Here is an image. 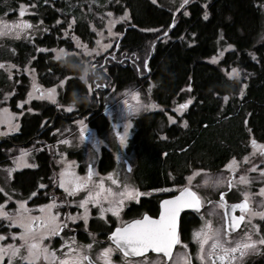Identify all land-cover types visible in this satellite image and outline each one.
<instances>
[{
    "label": "trees",
    "instance_id": "trees-1",
    "mask_svg": "<svg viewBox=\"0 0 264 264\" xmlns=\"http://www.w3.org/2000/svg\"><path fill=\"white\" fill-rule=\"evenodd\" d=\"M97 1L116 14L127 9L130 21L121 28L123 34L117 50L97 65L96 74L90 76L96 82L92 93L79 78L81 63L76 54L59 60L51 51L36 50L62 45L75 50L71 41L61 37V26L53 27L33 42L10 41L8 46L0 47V58L21 66L31 60L45 86L67 78L60 102L74 104L81 116L89 115L90 126L100 134L110 125L103 112V94L108 86L123 89L135 84L145 88L155 83L152 98L158 107L135 119L134 133L127 146L136 159L135 167L142 174V182L149 186L182 182L194 168L219 170L233 157L241 158L248 153L253 139L264 143V41H257L263 26L264 0H189L184 8L179 1L171 0ZM160 1L169 6H162ZM21 2L34 5L36 16L49 26L58 19L73 17V32L84 41H93L91 0H0V13L6 8L15 10ZM185 11L187 16L183 14ZM229 44L233 48L228 49ZM221 52L217 63L210 61V57ZM223 67L241 69L242 78L229 77ZM13 88L11 80L0 70V102ZM27 89L24 77L10 99L12 107L26 97ZM187 99H191V104L184 114L176 115L173 108ZM31 107L33 111H26L21 119L20 130L0 140V163L9 160L12 149L52 143L56 136L51 130L76 118L62 113L52 103L36 100ZM169 113L177 121L170 123ZM45 119L49 120L44 122ZM52 158L46 150L38 152L37 166L16 172L13 186L24 197L38 189L47 193L52 188L49 187L54 168ZM104 158H110V154L106 152ZM41 183L48 188L41 190ZM4 200L0 192V203ZM47 200L46 194L40 192L30 203ZM253 264H264V255Z\"/></svg>",
    "mask_w": 264,
    "mask_h": 264
},
{
    "label": "snow or ice",
    "instance_id": "snow-or-ice-1",
    "mask_svg": "<svg viewBox=\"0 0 264 264\" xmlns=\"http://www.w3.org/2000/svg\"><path fill=\"white\" fill-rule=\"evenodd\" d=\"M155 3V0H153ZM189 3V0H182L180 7L184 8ZM20 15L25 14L26 6L20 4ZM179 10V9H177ZM185 16L188 12L183 13ZM110 18L108 23L105 25L108 29L109 37H116L121 35L120 33H114L112 27L118 21H126L128 18V12L125 10L123 16L112 18L113 14L111 12L107 13ZM208 13H204V18L207 19ZM74 22V21H73ZM59 24L60 21H57ZM68 27H72V23L68 24ZM171 27V25H170ZM33 28L26 20H21L13 23L5 21L0 18V36H14L15 38H21V34L25 33L26 29ZM47 31V29H44ZM65 31V35H68V31ZM149 31H156L149 29ZM99 35V33H98ZM167 36V32L164 33ZM195 35V34H193ZM72 40L76 41L77 48H83L85 55H95L99 56L101 52L111 47V44H101V40H96V45L99 46V50L96 47L88 49L87 45L81 44L75 35L72 36ZM117 47L119 43L117 41ZM228 49L233 48V45H227ZM37 51H47V49H36ZM52 51H56L53 49ZM64 49H60L59 53H63ZM59 53L55 59H60ZM135 55V53H133ZM223 55V52L220 53ZM35 59V57H32ZM255 59V56H253ZM216 58H213V62ZM31 62V61H29ZM15 65H5L0 64V68H4L5 71H9L14 68ZM93 68L96 65H92ZM100 67H103L101 65ZM144 67L147 68V60L144 61ZM25 71H29L25 67ZM34 73V69L30 70ZM230 77L239 78L240 72L237 68H232L231 72L227 73ZM63 84V81L60 82ZM32 89L28 93V100H31L34 96V92L39 91L40 94L36 96V99H48L52 103H56L55 93L56 88H48L46 90H40L39 86L35 82V77L33 75ZM190 90V89H189ZM183 91V89H181ZM243 89H241V94ZM5 94V99H7ZM139 93L133 92L132 99L138 101ZM225 100L228 98L225 97ZM25 100L23 103H27ZM191 99L183 104H179L174 111L180 112L191 104ZM127 103V101H126ZM20 107L21 105H17ZM59 106V105H58ZM139 102L137 106H130V112L135 113L139 110ZM147 108H156L158 105L149 104ZM28 112H32L31 108L27 109ZM67 111H72L69 107ZM0 114H6L4 118H0V123H6L8 125V131H17L19 125L14 123L13 120L16 117L15 113H11L7 108L0 109ZM23 112H21V115ZM171 121L172 118L169 117ZM174 122V121H173ZM80 126V138L83 139V132L86 129V125L83 120L74 121ZM184 126L187 127V122L185 121ZM132 127L130 121L125 122L123 133H117L116 136L119 140L121 147L125 146L126 138L128 136L129 129ZM67 131V129L65 130ZM6 133H0V135H5ZM58 143L69 145L70 141L68 139L59 140ZM254 148L261 149L260 156L264 158V144L257 145V141L253 139L251 141ZM29 155V152L25 149L20 150V156L13 159V164L16 168L20 167H36L35 164H28L25 157ZM61 159L63 160V154H61ZM248 158L245 157V160ZM60 163V161H58ZM75 162L67 164L64 169L61 170L59 174V186L64 190L68 196H75L80 190H86L87 195L78 201V208L83 209V213L78 215L65 214L63 220H58L60 212H53L54 208H57L55 200L47 205L40 206V214L32 215L31 210L25 207L24 201H17V209L14 213H9L4 210L5 204L11 200V196H8L4 203H0V219L8 222V227L11 228L13 225L18 226L21 231L16 233H10L13 241L19 238V244H3L0 245V262L7 258V264H37V261H47L48 264H95V262L90 259L88 250L92 249V244L87 245H76L75 238H71V243L65 240L61 248L68 245L67 251L62 253L61 256H57L55 250H51L48 244L44 243L45 239H49L54 236H58L63 228H67L68 221L76 222L82 219L87 225L89 209L88 204L94 206H99V215L103 218L104 213L111 212V214L119 219L120 211L124 207V202L128 200H138L140 196L145 195L141 193L135 186L125 183L122 190L113 191L111 187L105 188L103 180L93 182L91 166H89V173L85 177H80L71 171V165ZM236 167L235 160L231 161L229 164L225 165V168L234 171ZM256 170L255 165L252 169ZM6 172V178L11 176L13 171L12 168H7L4 170ZM128 171H131L129 168ZM202 171V170H200ZM261 177H264V169L260 170ZM171 177V174H169ZM199 175V171H194L192 175L188 176L186 179L188 184L180 187L178 189L179 195L172 197L171 199H165L160 201V213L158 218H152L148 214H144L142 218L132 219L131 221L122 222L120 226L116 227L114 231L111 232L108 239L114 247L109 246L103 248L100 253L97 254V260H102L103 264H112L111 254L113 251H119L123 254L124 258L131 257H143L141 260L132 261L126 260L125 264H192V257L187 252V244L182 247L184 251L173 253V248L176 245L181 244L180 235L178 233V222L177 217L181 209H194L199 212L202 206V200L198 196L197 192L193 191L190 187L193 177ZM108 179L111 181L112 185H117L118 181L113 179V174H108ZM249 180L246 175L240 176L237 183L248 184ZM227 183V186L231 188L233 186V181L225 180L222 176L216 177L214 180L212 177L205 175L204 184H211L213 187H219ZM46 186L40 184L39 188L43 189ZM169 189H157L156 191H168ZM0 192H5L4 188H0ZM259 194L264 197V187H261ZM7 195V193H5ZM37 192H32L31 196L34 197ZM244 201L237 204H232L229 207L234 211L235 209H240L241 214L239 216L232 215L231 221L227 219V215L224 218L223 227H214L210 220H204V224L197 231L193 232V240L198 245V251L196 253V259L200 264H233V261H237L240 257H243L248 251H259L257 245L264 246V236H260L258 239H253V233L259 236L258 226L252 224L253 217H260L264 219V211H255L249 207V193L245 192ZM225 193L221 191L219 193V200L216 202L208 201L210 204H215L217 208L226 207V202L224 199ZM107 202V207L104 206V202ZM62 203H69L66 199H62ZM262 206H264V201H262ZM245 213L247 214V224L250 225L249 230L245 231L239 240L231 241L229 240V233L235 232L236 228L239 227L240 221H245ZM89 235H92L91 233ZM5 240L4 235H0V241ZM93 241L95 237L93 236ZM151 250L153 253L162 254L158 256L155 260H150L145 253ZM238 254V255H237Z\"/></svg>",
    "mask_w": 264,
    "mask_h": 264
},
{
    "label": "rangeland",
    "instance_id": "rangeland-1",
    "mask_svg": "<svg viewBox=\"0 0 264 264\" xmlns=\"http://www.w3.org/2000/svg\"><path fill=\"white\" fill-rule=\"evenodd\" d=\"M171 1L172 2L179 1V3L182 2V0H171ZM97 2H98L97 0H91L90 3H92V4H90V6H89L91 11L93 10V15H94L93 20L90 22V27L93 31V39H92L93 41L91 43L88 41L82 40L78 35H76L73 32V29L75 26V20L73 17L69 18L68 20L58 19L57 21H60L59 24L56 21L54 24L49 26L44 21L43 18L36 16L37 12L34 8V5H25L24 3L21 2L20 4H24L26 6L25 14L23 16L20 15V7H19L20 4H19V6L15 10H13V8H6L4 10V12L0 13V18H3L5 21H7L9 23H13V22L21 21V20H26L31 25H33V28L26 29L25 32L27 35H25V33H22L21 38H19V39L15 38L14 36H0V47L2 48L4 46H8L7 44L10 41H13V42L14 41H30V42H33V40L36 37H42L46 33L51 32V29H53V27L61 26V29H60L61 34H62L61 37H63L67 41H71L74 44L76 49L72 51V50L67 49L64 45L54 46L52 48L43 47L40 49H47V51H45V52L51 51L54 57L57 56L60 49H64L63 53H59V55L61 57L60 59L65 58V56L68 54H76L79 57L80 63H81V70H80L81 72L79 74V78L86 83V85L89 88V93H92L94 91V88H95L94 84L96 83L95 81L92 82L90 80V76H92L93 74L94 75L96 74L95 68H93L92 65L97 66V65L101 64L106 59V57H111L113 55L115 50H117L116 48H118L117 47V41H119V39L121 38V36L123 34V32L121 31V28L124 27L125 25H127V23H129V21H130L129 11L127 9H125L128 12L127 20L126 21H118L112 27V31L114 33H120L121 35L116 36V37H109L107 34L108 29H107V27H105V25L108 23V20L110 19L107 16V13L111 12L113 14L112 18H117V17L123 16L124 13L116 14L115 12H113L109 9L106 10L103 8V6H101ZM166 2H170V0H166ZM159 4H161L162 6H169V5L165 4V2H161V1L159 2ZM94 6H96V7H94ZM261 9H262V13H263V26H262V30L258 36V40H257L258 42L264 41V3L261 4ZM125 10H124V12H125ZM69 23H72L71 28L68 27ZM44 29H47V31H45ZM64 30L68 31V35H65ZM98 33H99V35H98ZM73 35H75L77 37L78 41L81 44L87 45L89 50L93 47H96L99 50V46L96 45L97 39L101 40V44H106V43L111 44V47L104 50L103 52H101V54L99 56L95 55V53H93L92 55H85L84 49L83 48H77V46H76L77 42L72 40ZM53 49H55L56 51H52ZM5 50H7V49H5ZM9 51L11 53L15 52L14 49H9ZM220 56L221 55L212 56V57H210V61L213 62V58L215 57L216 58L215 63H217L220 59ZM0 64L15 65V67L12 68L10 70V72L5 71L4 68H0V70L3 71L8 76V78L11 80L12 86L14 87L12 90L6 92V94H8L7 99H5V97H4V99L0 102V109L7 108L9 112L15 113L16 117L13 120V122L19 125L17 131H8V125L6 123H0V133H6L3 136L12 135L14 133H17L20 130L21 119H22L24 113L27 111L28 108H31L33 110V108L31 107L33 101L38 100L41 102L52 103L48 99H36L35 97L40 94L39 91L34 92L33 98L31 100H28V93L30 91H33V89H32L33 75L35 77V82L39 86L40 90H46V89L52 88V87L56 88V93H55L56 103L55 104L52 103V104L57 106V108L60 109V111H62V113H68V114H70V116L78 115L76 118L72 117L71 119L66 120V122H63V124L58 125V126L53 128V134L56 136L57 142L53 143L52 146L47 147V146H43L42 144H38V146L33 145V146L21 147L18 149H12L9 152V156H11L9 158V160H7L5 163H0V188L5 189V192H1V193L5 196V200H7L8 196H11V200H9L7 204H5V208H4L5 211L9 212L10 214L14 213L17 209V206H18L17 201H24L25 207H27L28 209L31 210L32 215H39L40 214L39 210H40V206H42V205H40V206L30 205V199L22 198L21 197L22 192L13 186V180H14V176H15L16 172H18L19 170H22L24 168H32V167L16 168L14 166L13 159L15 157L20 156V150L21 149H25L29 152V155L25 157V160L27 161V163L28 164H35V165H37V163H38L37 153L40 150L47 149L51 153V155L53 157V164H54L55 170L53 171V174H52V178H51L52 182L49 183V187H52L50 190H53L54 187L57 186L56 183H58L59 174H60L61 170L64 169L67 164H70L71 162L74 161L75 163L73 165H71L70 170L71 171L77 170L76 169V166L78 164V161L76 160L77 155L80 154L83 156L82 162L87 167V164L89 162L95 161V157L97 156V153H99L100 148L103 145H108V146L111 145L112 146L115 157H116L117 161L119 162L118 167L116 168V170L113 173H115L116 175H123L122 179L125 181H129L128 180L129 177H127V176H130L132 172L126 171V169L124 167L125 164L123 163V160L125 158H127L129 160L130 165L132 167L134 166L133 157L128 152L127 145L129 143L130 138L132 137V135L134 133L135 119L140 117L141 115L149 112V111H153V110L157 109V107L156 108H147L146 107L149 104L157 105L156 102L152 98V93H153V90L155 88V83L151 82V84H149L145 88H143L142 86H137L135 84L128 85L123 89H117L114 86H112V87L108 86V88H106L107 89L106 92L103 94V103H104L103 104L104 105L103 112L107 116V118L109 119L110 125H109V128L107 129L106 133L101 135L97 131L93 130V128L90 126L89 115L81 116V114L77 113V111H76L77 108L75 107L74 104L64 105L60 102V100H59L60 93H61L62 89L65 88L67 78L61 79L55 85L45 86L41 83V81L39 79L38 72H37L36 68L33 66L32 61L26 63L24 66H21L20 64H18L16 62H13L10 60H3L0 58ZM25 67H27L29 69V71H25ZM233 68H237V67H233ZM31 69L35 70L34 73L30 71ZM231 69L232 68L227 70L223 67V70L226 72V74L231 72ZM237 69L240 72V76L238 79H241L242 78V71L239 68H237ZM24 77H27V82H28V89H27L26 97L24 99L18 100L16 102V106L12 107L10 105V99L17 93L16 90L18 89V84H21L23 82ZM231 78H235V77H231ZM61 81H63V84L60 83ZM133 92L139 93L138 101L132 99V93ZM25 100H28V102L23 103ZM188 100L189 99L178 103L173 108V111L179 104H183V103L187 102ZM126 101H127V103H126ZM138 102H139V105H141V107H139V110L135 113L130 112V106H137ZM18 104L21 106L18 107L17 106ZM69 107L72 108V111H70V112L67 111V109ZM186 109H184L180 112L174 111V113L176 115H182V114H184ZM21 112H23L22 115H21ZM5 115L6 114H0V118H4ZM168 117L172 118L171 121L169 120L170 123H174L175 121H177V117L175 115H172L169 113ZM48 120L49 119H45L44 122H47ZM77 120H83L85 125H86V129L83 132V139L82 140L80 138V126L77 123H74V121H77ZM127 121L131 122L132 127L129 129L128 136L126 138L125 146L121 147L116 134L117 133H123L124 124ZM66 129H67V131H65ZM84 133H87V134L84 136ZM63 139H68L70 141V144L64 145V144L58 143L59 140H63ZM260 144H264V143H258L257 145H260ZM260 151H261V149H259L258 147L254 148L252 145L250 147L248 153L243 155L241 158L233 157L232 159H230L226 163V164H229L231 161L235 160L236 167H235L234 171H236L238 174V178H236L235 184H236V186L239 187V190H241V195H243L245 192L249 193L250 194L249 195L250 203H252L254 206H259L258 209L257 208L254 209L255 211H264V206H262V201H264V197H262L259 194L260 188L264 187V177H261V172H260L261 169H264V158H262L260 156ZM83 153H84V155H83ZM61 154H63V160L61 159ZM245 157H247L248 159L245 160ZM58 161H60V163H58ZM253 165H255V169H256L254 171L250 170V169H252ZM7 168H12L13 171L11 173V176L6 178V172L4 170ZM200 170H202V171H200ZM194 171H199V175L193 177V180L191 183V184L196 185V189H204V190L207 189L208 191H216L222 185L219 187H213L211 184H207V185L204 184L205 175L212 177L213 180L218 176H222L225 180H227L231 170L228 168H225V166L220 168L219 170H216V171L208 170V169H204V168H194L186 175L185 178L192 175V173ZM242 175H246L248 177V180H249L248 184L237 183L240 176H242ZM186 182L188 183L187 179H186ZM5 193H7V195H5ZM4 201L2 203H4ZM43 205H47V204H43ZM54 211H55V208L53 209V212ZM257 218H260V217H253L251 223L254 222ZM0 222H1V224H0V235L5 236V240L0 241V245L11 244V243L19 244L18 236H17V239L15 241H13L10 233L18 234L21 231V229L16 225H13L11 228H9L8 222L4 221L2 219H0ZM248 228H249V226H247V230H245V231H248L249 230ZM259 237H260V235L258 236L255 233H253V239H258ZM51 239H52V237L50 238V240L46 238L44 243L48 244V246L51 250L56 251V248L52 247ZM257 247L259 248V251L262 248L261 245H257ZM65 251H66L65 248L60 253H58L56 251L57 256H61V254ZM251 252H258V251H251ZM0 264H7V258L5 257V260L3 262H0ZM25 264H27V262H25ZM37 264H48V262L41 260V261H37Z\"/></svg>",
    "mask_w": 264,
    "mask_h": 264
},
{
    "label": "flooded vegetation",
    "instance_id": "flooded-vegetation-1",
    "mask_svg": "<svg viewBox=\"0 0 264 264\" xmlns=\"http://www.w3.org/2000/svg\"><path fill=\"white\" fill-rule=\"evenodd\" d=\"M54 121H55V117L52 119L50 124H52ZM48 127H50V125L47 126L46 128ZM93 130L97 131L95 128H93ZM51 133L52 135H54L53 129L51 130ZM104 133H106V131L101 133V135ZM85 134L86 133H84V136ZM56 142H57V139L55 137L52 143H45L44 145L43 144L42 145L50 147L53 145V143H56ZM110 146L103 145L100 148L99 153H97V156L95 157V161L89 162L87 164V167L82 162L83 156L78 153L79 155H77L76 157L78 164L76 166L77 170L74 171L75 174L80 177H85L89 173V166H91L93 182L103 180L105 188L111 187L113 191L122 190L123 185L125 183H128L130 185L135 186V188L138 189L141 193H145V195L140 196L138 200L125 201L124 207L120 211L119 219L113 216L111 212L104 213L103 218H101L99 215V206L88 204L89 216H88L87 225H85L82 219L77 220L74 223L71 221H68L69 226L67 228H63L60 231V234L58 236L52 237L51 239L52 247L56 248V251L58 253L63 251L64 248L67 251L68 245H65L64 248H61V245L64 244L65 240H68L71 243V238L74 237L76 245L92 244L93 247L92 249L88 250L87 254L89 255L90 259H92L95 262V264H103L102 260H97V254L100 253L103 248H106L109 246L114 247V245L111 244V241L108 239V237L110 236L111 232L115 230L116 227L120 226L122 222H127V221H131L132 219L142 218V216L145 213L154 219L158 218L159 213H160V201L165 200V199H171L172 197L179 195L178 189L188 184L186 182V178L182 182L168 183V184L160 185V186H149L148 184L143 183L142 182L143 180L141 179L142 174H139L137 172V168L135 167L136 159L133 157L132 154L131 155L133 157V162H134L133 167L130 165L129 160L127 158L123 160L126 171H128V165H127L128 163L131 169L130 172H132L130 176H127L129 177L128 178L129 181H125L122 179L123 175H116L115 173H113L118 167L119 162L117 161L115 157L112 146L111 147ZM43 150H46L47 152H49L47 149H43ZM106 152L110 154V158H106V159L104 158V154ZM52 161H53V158H52ZM54 170H55V167L53 168V171ZM109 173H112L113 179H116L118 181L117 185H112L111 181L108 179ZM236 178H238L237 172L230 171L227 180L233 181V186L229 188L227 186V183H225L224 185L219 187V189H217L216 191H208L207 189L205 190L196 189L195 184L190 185L191 189L197 192L198 196L201 198L202 206L199 212H197L194 209H181L180 213L178 214V217H177L178 233L180 235L181 244L174 246L173 248L174 254L177 252L184 251L182 246L184 244H187L188 246L187 252L192 257V264H200V262L196 259L198 245L193 240L192 234L194 231H197L201 228V226L204 224V220H210L214 227L224 226V218L226 216V213H225L226 207L217 208L215 207L214 203L210 204L208 203V201H213V202L218 201L220 198L219 193L221 191L225 193L224 199H225L226 205L244 200V196L241 195V190H239V187L236 186L235 184ZM56 184L57 186L54 187L53 190L47 191V193L43 191H39V189L36 190L35 192H37V195L40 192H42V195L44 196L46 193L48 200L45 202L38 203V204L30 203V205L40 206L43 204H48L51 201H53L52 199H54L56 204L58 205V207L55 208L54 213L57 211L60 212V216L58 217V220H63L65 217V214L78 215V214L83 213V209L78 208V201L83 199L87 195V191L80 190L76 193L75 196H68L64 192V190L59 186V180H58V183ZM45 186L46 187L43 189L48 188L47 184H45ZM157 189H169V190L168 191H156ZM21 197L28 198L30 200L34 198L31 195L26 196V197H24V195H21ZM62 199H66L67 201H69V203H62L61 202ZM104 206L107 207L106 201L104 202ZM249 207H251L254 210L256 208L258 209L259 206H254L249 201ZM240 214H241L240 209H237L235 212L232 213V215H235V216H239ZM201 216L204 217V220L201 219ZM252 224L257 225L259 232H260L259 235L264 236V230H263L264 219L257 218L254 222H252ZM247 226L250 227V225L247 224V214L245 213V221H243L241 226L238 227L235 230V232L229 233V240L231 241L239 240L241 236L243 235V233L245 232V230H247ZM90 233L92 235H89ZM93 236L95 237V241H93ZM261 247H262L261 250L258 252L248 251L243 257H240L237 261H233V264H253L254 261L257 260V258L264 255V246H261ZM144 255L147 256L150 260H155L158 256H162V254L153 253L151 250H149V252L145 253ZM142 258L143 257L124 258L123 254L120 253L119 251H113L111 254L112 264H125L126 260L137 261V260H141ZM85 264H87V262H85ZM217 264H219V262H217Z\"/></svg>",
    "mask_w": 264,
    "mask_h": 264
},
{
    "label": "water",
    "instance_id": "water-1",
    "mask_svg": "<svg viewBox=\"0 0 264 264\" xmlns=\"http://www.w3.org/2000/svg\"><path fill=\"white\" fill-rule=\"evenodd\" d=\"M78 115H75V117H77ZM87 134V133H86ZM85 134V135H86ZM5 139H7L6 138V136H3V135H0V140H5ZM127 165H128V169L130 168V165L127 163ZM242 201H244V200H242ZM242 201H239V202H234V203H230V204H228L227 206H226V209H225V213H226V215H227V219H228V221L230 222L231 221V216H232V213L233 212H235L237 209H235L234 211L229 207L230 205H232V204H237V203H241ZM243 223V221H240L239 222V227L241 226V224ZM238 228V227H237ZM236 228V229H237Z\"/></svg>",
    "mask_w": 264,
    "mask_h": 264
}]
</instances>
